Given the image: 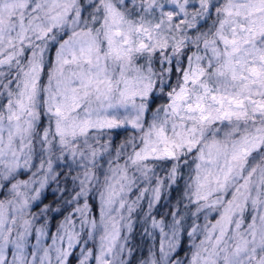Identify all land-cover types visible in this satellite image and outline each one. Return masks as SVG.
<instances>
[{"label":"clouds","instance_id":"obj_1","mask_svg":"<svg viewBox=\"0 0 264 264\" xmlns=\"http://www.w3.org/2000/svg\"><path fill=\"white\" fill-rule=\"evenodd\" d=\"M0 264H264V0H0Z\"/></svg>","mask_w":264,"mask_h":264}]
</instances>
